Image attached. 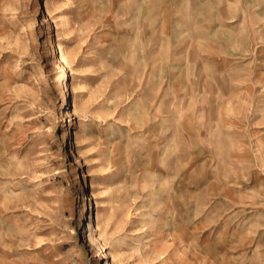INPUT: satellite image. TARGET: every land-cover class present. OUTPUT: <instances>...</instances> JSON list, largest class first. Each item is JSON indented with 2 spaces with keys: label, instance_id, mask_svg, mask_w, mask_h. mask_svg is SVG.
I'll return each mask as SVG.
<instances>
[{
  "label": "rangeland",
  "instance_id": "1",
  "mask_svg": "<svg viewBox=\"0 0 264 264\" xmlns=\"http://www.w3.org/2000/svg\"><path fill=\"white\" fill-rule=\"evenodd\" d=\"M0 264H264V0H0Z\"/></svg>",
  "mask_w": 264,
  "mask_h": 264
},
{
  "label": "bare ground",
  "instance_id": "2",
  "mask_svg": "<svg viewBox=\"0 0 264 264\" xmlns=\"http://www.w3.org/2000/svg\"><path fill=\"white\" fill-rule=\"evenodd\" d=\"M59 59H60V61H62L63 63H67V56H66V54L63 52V51H61V53H60V56H59ZM17 168V167H16ZM12 171H13V169H12ZM15 172V171H14ZM13 173V172H12ZM14 174V173H13ZM92 186V185H91ZM89 200H90V205L91 206H93V202H92V199L89 197L88 198Z\"/></svg>",
  "mask_w": 264,
  "mask_h": 264
}]
</instances>
